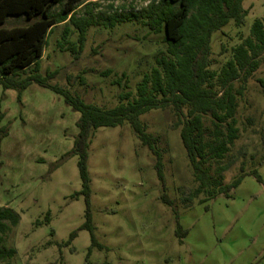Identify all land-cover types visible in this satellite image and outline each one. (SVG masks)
Masks as SVG:
<instances>
[{"label":"rangeland","instance_id":"1","mask_svg":"<svg viewBox=\"0 0 264 264\" xmlns=\"http://www.w3.org/2000/svg\"><path fill=\"white\" fill-rule=\"evenodd\" d=\"M146 5L103 0L92 15L97 22L113 11L137 12ZM241 6L247 11L242 22L230 20L211 36V69L226 62L240 38L249 36L252 22L264 16V0H243ZM23 24L21 18H8L4 27ZM61 27L54 28L47 40L39 73L57 70L52 84L105 109L117 105L121 91L112 80L125 73L134 93L154 51L163 47L161 36H146L138 22L112 30L92 24L83 51L74 60L55 48ZM106 71L108 76H102ZM258 80L264 83V60L237 100L239 135L224 159L231 164L222 173L223 183L238 173L241 163L246 171L257 169L264 182V89ZM78 117L61 96L35 83L19 100L15 90L0 86V207L19 217L4 236V246L15 249L12 264H264V186L247 176L231 199L194 201L184 209L181 192L195 184L168 109L139 117L147 133L159 139L163 184L153 157L127 124L95 131L87 171L98 246L87 257L90 234L79 229L85 221L84 198H72L81 189L77 157L72 154ZM164 193L170 207L161 199ZM175 213L187 232L183 238L175 234ZM73 231L76 236L68 242Z\"/></svg>","mask_w":264,"mask_h":264},{"label":"trees","instance_id":"2","mask_svg":"<svg viewBox=\"0 0 264 264\" xmlns=\"http://www.w3.org/2000/svg\"><path fill=\"white\" fill-rule=\"evenodd\" d=\"M100 1L103 0H0L2 90H15L19 100L21 93L35 83L61 96L64 103L79 114L72 154L77 157L81 189L72 198L79 195L84 198L85 221L79 229L90 234L87 257L92 248L98 246L91 222L87 171L88 148L98 128L127 124L153 157V168L163 184L159 139L147 133L146 125L139 117L151 110H170L174 117L171 127L179 129L195 184L193 189L181 192L184 209L191 207L194 201L204 204L219 196L231 199L234 190L247 176L264 186L258 170L246 171L242 163L228 183H223L222 179V173L231 164L225 163L224 159L239 135L237 100L243 96L248 81L264 60V16L252 22L249 36L240 38V43L231 49L230 58L218 69H211V36L230 20L236 24L242 22L247 12L241 6L243 0H133L147 5L137 12L113 11L96 22L92 10ZM112 7L108 5L107 8L112 10ZM8 18H21L24 24L6 28ZM134 22L147 30L146 36H161L163 47L154 51L152 64L141 75L134 93L129 91L125 73L112 80V84L121 87L114 107L105 109L85 103L68 90L52 84L57 70L45 75L39 73V62L54 28L62 26L55 41L56 50L68 53L76 60L83 51L90 25L112 30ZM109 73L106 71L102 76ZM257 82L264 89L263 81ZM235 83H238L237 87ZM161 199L171 206L165 193ZM174 215L175 234L183 238L187 232L178 223V213ZM45 219L49 222L48 216ZM18 220V215L10 208L0 207V264H12L15 249L5 247L3 243L5 234L17 225ZM75 236L76 231H73L68 242Z\"/></svg>","mask_w":264,"mask_h":264}]
</instances>
